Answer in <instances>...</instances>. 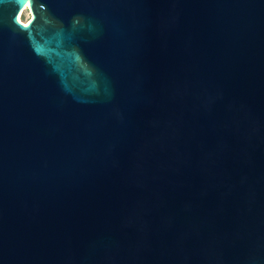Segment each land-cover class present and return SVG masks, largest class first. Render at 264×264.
Here are the masks:
<instances>
[{
  "label": "water",
  "instance_id": "95a60500",
  "mask_svg": "<svg viewBox=\"0 0 264 264\" xmlns=\"http://www.w3.org/2000/svg\"><path fill=\"white\" fill-rule=\"evenodd\" d=\"M0 264H264V0H0Z\"/></svg>",
  "mask_w": 264,
  "mask_h": 264
},
{
  "label": "rangeland",
  "instance_id": "374dc122",
  "mask_svg": "<svg viewBox=\"0 0 264 264\" xmlns=\"http://www.w3.org/2000/svg\"><path fill=\"white\" fill-rule=\"evenodd\" d=\"M21 13V14H20ZM20 18L23 22H27L31 18V13L27 7L20 12Z\"/></svg>",
  "mask_w": 264,
  "mask_h": 264
},
{
  "label": "bare ground",
  "instance_id": "6f19581e",
  "mask_svg": "<svg viewBox=\"0 0 264 264\" xmlns=\"http://www.w3.org/2000/svg\"><path fill=\"white\" fill-rule=\"evenodd\" d=\"M20 14H21V13H20ZM20 14H18V20H19L20 22H23L22 19L20 18ZM23 23H25V22H23Z\"/></svg>",
  "mask_w": 264,
  "mask_h": 264
}]
</instances>
